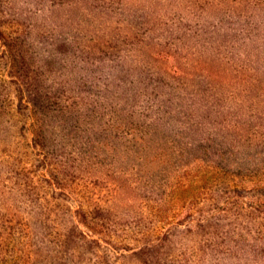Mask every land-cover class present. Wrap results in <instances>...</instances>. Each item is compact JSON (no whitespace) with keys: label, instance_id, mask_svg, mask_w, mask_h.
Segmentation results:
<instances>
[{"label":"rangeland","instance_id":"374dc122","mask_svg":"<svg viewBox=\"0 0 264 264\" xmlns=\"http://www.w3.org/2000/svg\"><path fill=\"white\" fill-rule=\"evenodd\" d=\"M0 264H264V0H0Z\"/></svg>","mask_w":264,"mask_h":264}]
</instances>
